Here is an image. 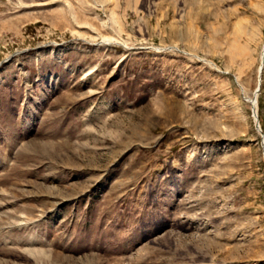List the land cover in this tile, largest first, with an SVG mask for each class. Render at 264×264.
Returning a JSON list of instances; mask_svg holds the SVG:
<instances>
[{"label":"rangeland","instance_id":"374dc122","mask_svg":"<svg viewBox=\"0 0 264 264\" xmlns=\"http://www.w3.org/2000/svg\"><path fill=\"white\" fill-rule=\"evenodd\" d=\"M0 264H264V0H0Z\"/></svg>","mask_w":264,"mask_h":264},{"label":"water","instance_id":"95a60500","mask_svg":"<svg viewBox=\"0 0 264 264\" xmlns=\"http://www.w3.org/2000/svg\"><path fill=\"white\" fill-rule=\"evenodd\" d=\"M262 71H263V66H262V68H261V72H260V74L262 73ZM260 86H261V85H259V89H258V91H257V93H256V94H258V93H259ZM254 116H255V114H254ZM255 120H256V122H258V119H257V118H255ZM257 129H258V131H259V132H261V131H262V130H261V127H260V125H259V123H257Z\"/></svg>","mask_w":264,"mask_h":264},{"label":"bare ground","instance_id":"6f19581e","mask_svg":"<svg viewBox=\"0 0 264 264\" xmlns=\"http://www.w3.org/2000/svg\"><path fill=\"white\" fill-rule=\"evenodd\" d=\"M256 101V100H255ZM255 103V106H256V109H257V102H254ZM256 116H257V112H256Z\"/></svg>","mask_w":264,"mask_h":264}]
</instances>
